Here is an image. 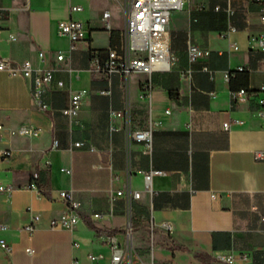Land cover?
<instances>
[{
    "label": "crops",
    "instance_id": "0c3cea01",
    "mask_svg": "<svg viewBox=\"0 0 264 264\" xmlns=\"http://www.w3.org/2000/svg\"><path fill=\"white\" fill-rule=\"evenodd\" d=\"M122 2L0 0V59L30 61L36 70L54 73L42 96L49 109L42 110L28 79L0 71V186L13 189L0 192L6 227L0 240L11 247L0 248V264H90L91 253L109 256L108 237L123 240L129 221L143 262L228 264L223 255L233 257L232 264H264V160L256 158L264 153L261 3L188 0L171 15L170 67L134 73L126 82L95 65L119 41ZM72 6L82 11L71 12ZM65 19L90 31L75 48L59 34ZM190 44L210 54L192 62ZM205 66L215 72L213 79ZM189 70L191 78L183 77ZM240 89L248 94L233 99ZM77 93H83L82 104L71 119L62 111ZM23 126L29 134L18 132ZM148 127L154 130L150 154L129 137L130 130ZM4 150L11 155L4 157ZM152 170L163 174L147 186L145 174ZM61 191L81 203L71 229L51 227L68 210ZM118 192L140 196L119 195L112 202ZM95 213L112 216L95 220ZM37 214L30 236L22 229ZM164 222L172 232L160 227Z\"/></svg>",
    "mask_w": 264,
    "mask_h": 264
},
{
    "label": "built area",
    "instance_id": "2783aa9c",
    "mask_svg": "<svg viewBox=\"0 0 264 264\" xmlns=\"http://www.w3.org/2000/svg\"><path fill=\"white\" fill-rule=\"evenodd\" d=\"M188 0H123L122 7L124 12V25L119 31V41L116 44L110 46L107 50L104 59L97 57L95 59V65L98 71H105L106 73L119 74L124 81H128L132 74L143 72L153 73L155 70L168 69L171 63L174 61V57L170 51L169 44V27L171 22V15L174 11L183 10ZM261 3V21L264 24V0H253ZM71 12L82 11L81 6H72ZM105 27L108 32H113L112 16L111 12L106 11L103 15ZM59 34L68 37L72 42V48L82 41L88 39L90 31L85 25L77 20L65 19L58 23ZM259 49L264 52V33L257 39ZM237 49V46H234ZM210 54V51L204 50L196 45L190 44L188 47V55L192 62L206 58ZM43 57V53H40ZM64 56L58 55V61H63ZM264 65V60H263ZM203 70L209 74L213 79L215 72L208 66H205ZM0 71L7 72L10 75H20L30 81L31 93L36 105L42 110H48V105L43 100V93L51 84L54 73L52 70H36L30 61L23 63H16L9 59H0ZM185 78H191V71H187L182 75ZM230 77L228 76V79ZM264 90V86L262 88ZM248 94V90L240 89L239 91L232 92L233 99H238L240 96ZM83 93H77L72 96V104L70 107L62 111L63 114L74 119L82 104ZM118 117L126 116L125 112H114ZM264 116V113H263ZM225 130L230 129V123L224 124ZM18 132L20 134H29L28 127H21ZM153 128L148 127L142 130H130L129 137L132 141L143 142L146 146V153L150 154L153 150ZM33 134L37 135L38 132L34 131ZM57 142L54 141L53 146H56ZM76 147L81 146V143H76ZM92 150H94L92 148ZM4 157L11 155L8 150L2 151ZM256 158L258 160H264V153L257 152ZM49 164V163H48ZM161 171H150L145 174L146 185L149 186L151 179L154 175H161ZM31 188H35V185H31ZM11 187L0 186V192H12ZM124 195L128 199H136L140 195L135 192H118L113 195L112 202L115 197ZM60 198L67 204V213L62 217L60 221L53 220L51 223L52 228L61 227L63 229H71L80 219L78 211L81 208V203L75 200L71 191H61L59 193ZM218 195L213 194L212 197L216 198ZM112 213H95L93 218L95 220H104L110 218ZM39 214L35 215L31 223L23 227V231L30 236L36 231V223L40 220ZM161 228L167 232L173 231V226L170 223H161ZM0 228L6 227L0 223ZM107 244L110 249L109 256L104 254L91 253L88 256L90 264H155L154 259L149 262H143L140 260L137 252L133 246V228L131 221L124 231V238L121 240L118 235H110L107 239ZM0 248L6 252L11 251V247L5 240H0ZM28 254H33L35 251L32 248H27ZM243 259H247L244 255ZM220 259L228 264L234 262L233 257L220 256ZM70 264H81L79 261L74 260Z\"/></svg>",
    "mask_w": 264,
    "mask_h": 264
}]
</instances>
